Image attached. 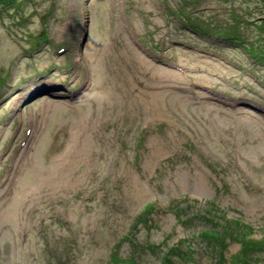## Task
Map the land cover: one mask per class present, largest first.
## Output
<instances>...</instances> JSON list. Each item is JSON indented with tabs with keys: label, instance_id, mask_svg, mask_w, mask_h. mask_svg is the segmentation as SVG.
Instances as JSON below:
<instances>
[{
	"label": "rangeland",
	"instance_id": "rangeland-1",
	"mask_svg": "<svg viewBox=\"0 0 264 264\" xmlns=\"http://www.w3.org/2000/svg\"><path fill=\"white\" fill-rule=\"evenodd\" d=\"M235 220L263 238L264 0H0V264H264Z\"/></svg>",
	"mask_w": 264,
	"mask_h": 264
},
{
	"label": "trees",
	"instance_id": "trees-1",
	"mask_svg": "<svg viewBox=\"0 0 264 264\" xmlns=\"http://www.w3.org/2000/svg\"><path fill=\"white\" fill-rule=\"evenodd\" d=\"M150 209H153V206L152 205H147L145 207V212H147V210H150ZM229 221V220H227ZM231 226V228L234 230V233L237 234V238L239 241H242L241 244L243 245L242 247L244 248H247L246 246H248L247 244H250V245H255L256 244H260L262 245L264 243V236L261 240H255V239H250L248 238L247 236V233L245 232V230H243V228L245 227L246 229L249 228V226L243 224L240 220H235L234 224H229ZM234 225V226H233ZM223 227V230H221L220 234L218 233V230L217 232H214V231H210L209 232V235L212 236L213 233H217V237H213L215 238L216 240L220 241V240H226L227 237H231V235H226V230L228 229V224H224V225H221ZM235 227V229H234ZM243 227V228H242ZM169 251H172V248L169 247L168 248ZM243 251H246V250H243Z\"/></svg>",
	"mask_w": 264,
	"mask_h": 264
}]
</instances>
